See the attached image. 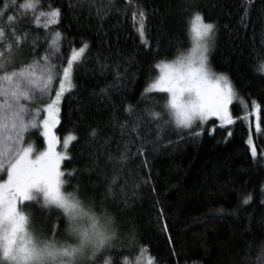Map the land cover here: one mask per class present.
<instances>
[{
    "label": "trees",
    "instance_id": "trees-1",
    "mask_svg": "<svg viewBox=\"0 0 264 264\" xmlns=\"http://www.w3.org/2000/svg\"><path fill=\"white\" fill-rule=\"evenodd\" d=\"M24 0H17V4ZM5 0H0V8ZM184 0H41L33 10L10 7L0 20V27L10 31L6 25H14L16 37L0 39V52L9 53L4 47L10 39H17L13 46L15 65L27 62L32 55H42L52 47L51 32L59 31L61 37L55 45L63 58L64 66L73 48L83 42L88 49L81 57L82 64L72 71L75 89L71 95L65 93L61 101L60 123L56 134L63 140L68 132H75L78 139L69 146L72 160H65L62 168L80 171L70 182L73 187H64L71 192L79 186L78 196L82 201L100 204L102 189L89 184L85 169L97 161L98 166L109 177L113 175V158L119 155L125 140L129 151L136 152V144L151 142L157 126L149 123L147 109L159 111L153 100L163 102L165 95H152L142 99L146 82L157 73L154 65L172 59L190 44L188 17L182 10ZM198 4L205 19L217 24L216 41L210 52V62L217 72L226 73L240 100L230 107L231 123L221 124L210 118L203 126L202 135L189 138L186 131L162 133L161 145L173 141L170 147H162L150 158L151 179L147 170H141L140 161L133 158L126 166H117L118 181L113 189L118 198L127 197L129 211H117L119 201L109 196L103 208L113 213L120 223L122 250L111 253L117 264H261L258 261L260 248L264 245V74L259 72L264 64V0H252L249 10L244 12L247 0H191ZM50 7L59 8L57 23L43 27L36 17ZM143 8L146 13V38L151 51L142 45L138 34L139 15L133 13ZM12 15L13 21L7 16ZM169 39L172 44H168ZM157 42L161 48L156 53ZM132 57L129 62L128 58ZM107 58V59H105ZM119 60V67L117 61ZM127 79L120 87L116 85V72H124ZM54 94V93H53ZM110 97V98H109ZM133 105L134 112H125L126 105ZM257 106V127L247 122L244 114ZM142 116L139 136L132 131L136 113ZM128 121L125 135H121L120 124ZM215 124V130L209 129ZM91 128L97 136L90 137ZM184 137L182 143H176ZM28 140L38 148L44 146L36 131H30ZM151 147V144H148ZM256 156H252V148ZM0 175H3L2 173ZM96 183L97 175L91 173ZM156 192L153 193L152 186ZM252 194L248 204L243 199ZM159 200V204L156 200ZM22 203L21 210L30 217V229L40 240L55 239L59 243L79 246V238L67 233V225L61 220L59 232L50 231L62 210L42 207V199ZM163 208V217H157V209ZM128 223H125V221ZM167 231H164V224ZM135 226V238L129 230ZM173 245H169L168 236ZM174 246L176 254L173 255Z\"/></svg>",
    "mask_w": 264,
    "mask_h": 264
},
{
    "label": "snow or ice",
    "instance_id": "snow-or-ice-1",
    "mask_svg": "<svg viewBox=\"0 0 264 264\" xmlns=\"http://www.w3.org/2000/svg\"><path fill=\"white\" fill-rule=\"evenodd\" d=\"M41 0H24L17 4V0H5L0 8V20L10 7L15 9L33 10L40 5ZM252 0H247L244 12L249 10ZM182 10L188 17L186 21L191 48L186 53H179L173 60H161L154 65L159 69V75L146 82L142 99H148L152 95L164 94L162 103L153 100V105H158L160 110L147 109L151 117L149 123H155L157 131L153 141H144L136 144V152L129 151V144L134 143L125 140L119 155L115 158L111 154L108 162L112 163L113 175L109 177L102 170L97 161H92V166L85 169L89 174V184L102 189L100 204L93 201H82L79 196V186L73 191L66 192L64 187H73L71 180L81 174L73 168L68 171L62 168L65 160H72L69 155V146L78 139L75 132H68L63 140V151L57 150L60 143L53 128L60 123L61 101L65 93L71 95V90L76 88L72 82L74 62L78 70L81 67V57L88 49V43L83 42L79 49L73 48L67 57V66L63 64V58L55 45L59 42L61 33L51 32L52 47L46 48L42 55H32L27 62L15 65L16 54L13 46L17 39H10L4 45L9 55L0 52V264H117L116 259L110 255L117 250H122L120 223L115 215L103 208V204L109 196L119 202L115 204L117 211L127 213L130 205L127 197L118 198L113 189L117 186V166L123 167L134 162L133 158L140 161L138 167L147 170L148 177L145 184L151 179L150 158L153 153L159 152L162 147H170L168 140L161 145L162 133L167 131H186L189 138L200 136L205 131L203 127L210 118H218L221 124L231 123L232 116L229 105L237 95L236 90L226 73H215L210 68L209 51L216 41L218 31L214 21L205 19L203 11L198 4H192L191 0H184ZM139 15L138 34L142 45H146L151 51V44L147 41L146 13L143 8H138L133 13L135 20ZM61 11L59 8L50 7L48 11H41L36 17L39 26L40 17H43V27L59 21ZM8 21H13L12 15L7 16ZM10 31L5 32L0 27V39L6 36L16 37L14 25H6ZM172 44V40L167 42ZM161 48L157 42L156 53L159 55ZM107 59V58H105ZM129 62L132 57L128 58ZM119 67V60L117 61ZM259 72L264 74V64H261ZM116 85H107L100 89V93L107 92L108 87H120L122 81L127 79V67L123 73L116 72ZM54 93V95H53ZM110 98V97H109ZM125 112L132 114L133 105H126ZM142 116L136 113V121L132 125V131L139 136L138 129ZM260 125L257 124V127ZM128 121L120 124L121 135H125ZM215 130V124L209 129V134ZM30 131H36L43 139L46 147L43 150L35 149L34 144L28 140ZM90 137L97 136V129L91 128ZM184 137H178L176 143H182ZM151 144V147L148 146ZM256 149L252 148V156H256ZM97 175V182L91 180V173ZM6 177V178H5ZM264 195V184L261 186ZM153 193L156 192L152 186ZM43 197L42 207L62 210L50 231L59 232L60 221L67 225V233L79 238V246L59 243L55 239L40 240L44 235L37 230L36 238L29 231L30 217L21 210V202L36 201ZM252 200V194L244 197L243 203L248 204ZM264 204V198L261 199ZM159 204V200H156ZM158 222L163 217V208L157 209ZM125 223H128L126 220ZM167 231V224H164ZM135 226L129 230L132 239L135 238ZM169 245H173L171 236L167 237ZM173 255H177L174 246ZM258 261L264 264V245L260 248ZM202 264V262H201Z\"/></svg>",
    "mask_w": 264,
    "mask_h": 264
},
{
    "label": "rangeland",
    "instance_id": "rangeland-1",
    "mask_svg": "<svg viewBox=\"0 0 264 264\" xmlns=\"http://www.w3.org/2000/svg\"><path fill=\"white\" fill-rule=\"evenodd\" d=\"M43 18V17H42ZM44 20V19H43ZM43 22V21H42ZM80 47H78V48H75V49H79ZM190 48H191V41H190V44H189V46L185 49V50H183L182 52H187L188 50H190ZM210 52H211V48H210V51H209V61H210ZM175 58V57H174ZM174 58H172V59H166V61H171V60H173ZM75 63V62H74ZM65 66H67V63H66V65ZM210 68H211V70L213 71V72H215V73H223V72H217V71H215L214 69H213V67H212V65H211V62H210ZM159 75V69H157V73H156V75L153 77V78H155V77H157ZM72 82H73V79H72ZM237 93V92H236ZM54 95V94H53ZM241 99V98H240ZM239 99V97H238V93H237V95L234 97V99H233V101H232V103L233 102H235L236 100H240ZM242 100V99H241ZM232 103L229 105V112H230V107H231V105H232ZM60 107H61V105H60ZM258 111H259V109H258V107L257 106H254L253 107V109L250 111V110H248L245 114H244V116H245V119H246V121L247 122H253L254 123V125H256L257 126V123H258ZM230 114H231V112H230ZM232 116V115H231ZM215 118V117H214ZM218 119V118H217ZM233 119H235V117L233 118L232 117V120ZM219 120V119H218ZM220 122V121H219ZM221 123V122H220ZM56 127H57V125L53 128V131L55 132V134H56ZM56 136L58 137V135L56 134ZM58 139H59V141H60V143L57 145V150H60V151H63L64 149H63V147H62V140H60V138L58 137ZM34 144V143H33ZM34 146H35V149H37V150H43V148L44 147H46V144L44 143V146L42 147V148H38L35 144H34ZM1 174V173H0ZM6 178V177H5ZM39 199L41 198L42 199V201H43V197L42 196H39L38 197ZM22 203H24V202H21V204ZM29 231L30 232H32L31 231V229H30V226H29ZM33 233V232H32ZM33 237L35 238V236L33 235Z\"/></svg>",
    "mask_w": 264,
    "mask_h": 264
}]
</instances>
